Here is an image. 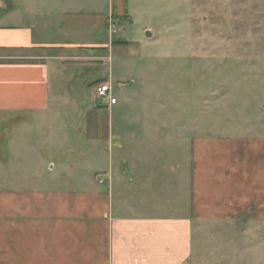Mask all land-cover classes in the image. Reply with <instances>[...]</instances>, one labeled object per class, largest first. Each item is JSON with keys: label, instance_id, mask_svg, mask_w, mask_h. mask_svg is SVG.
<instances>
[{"label": "crops", "instance_id": "obj_1", "mask_svg": "<svg viewBox=\"0 0 264 264\" xmlns=\"http://www.w3.org/2000/svg\"><path fill=\"white\" fill-rule=\"evenodd\" d=\"M131 13L128 0H0V264H190L196 230L264 220V134L186 136L178 110L154 124L131 93L94 94L81 115L63 88L69 63L118 50L109 24Z\"/></svg>", "mask_w": 264, "mask_h": 264}, {"label": "rangeland", "instance_id": "obj_2", "mask_svg": "<svg viewBox=\"0 0 264 264\" xmlns=\"http://www.w3.org/2000/svg\"><path fill=\"white\" fill-rule=\"evenodd\" d=\"M128 6L132 20L109 32L129 43L110 48L102 61L69 63L60 74L81 115L94 95L88 81L100 78L118 97L131 93L127 107L150 111L154 124H175L178 110L186 136L264 134V0H128ZM106 32L66 40L106 39ZM102 113L108 123V110ZM72 119L78 123L79 115ZM208 225L194 233L190 264H264V220Z\"/></svg>", "mask_w": 264, "mask_h": 264}, {"label": "built area", "instance_id": "obj_3", "mask_svg": "<svg viewBox=\"0 0 264 264\" xmlns=\"http://www.w3.org/2000/svg\"><path fill=\"white\" fill-rule=\"evenodd\" d=\"M109 30H112L111 32H114L116 30L113 22H110ZM94 94L95 97L104 100L108 104L116 103V97L113 94L112 85L107 81L97 83L94 87Z\"/></svg>", "mask_w": 264, "mask_h": 264}, {"label": "trees", "instance_id": "obj_4", "mask_svg": "<svg viewBox=\"0 0 264 264\" xmlns=\"http://www.w3.org/2000/svg\"><path fill=\"white\" fill-rule=\"evenodd\" d=\"M113 19H114V22H118V24H121L125 19H127V15H121V16H116V15H113ZM114 43H120V44H127L129 42H127L126 40H120V41H114Z\"/></svg>", "mask_w": 264, "mask_h": 264}, {"label": "water", "instance_id": "obj_5", "mask_svg": "<svg viewBox=\"0 0 264 264\" xmlns=\"http://www.w3.org/2000/svg\"><path fill=\"white\" fill-rule=\"evenodd\" d=\"M146 35H147V36H150L151 33L147 30V31H146Z\"/></svg>", "mask_w": 264, "mask_h": 264}]
</instances>
